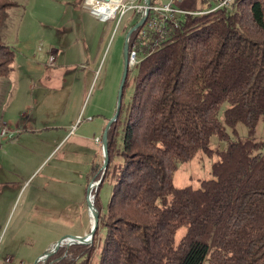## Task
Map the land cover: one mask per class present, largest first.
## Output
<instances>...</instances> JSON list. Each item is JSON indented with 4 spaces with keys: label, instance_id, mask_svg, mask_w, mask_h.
<instances>
[{
    "label": "trees",
    "instance_id": "1",
    "mask_svg": "<svg viewBox=\"0 0 264 264\" xmlns=\"http://www.w3.org/2000/svg\"><path fill=\"white\" fill-rule=\"evenodd\" d=\"M10 6L0 0V77L15 59L1 36ZM150 17L129 39L138 62L108 130L98 187L109 177L112 189L93 240L62 244L37 264H90L95 254V264H264V143L253 139L264 122V0H232L227 13L179 14L154 28ZM238 122L246 137L236 136ZM212 136L224 146L211 147ZM198 153L214 156L210 176L175 184L177 165Z\"/></svg>",
    "mask_w": 264,
    "mask_h": 264
},
{
    "label": "rangeland",
    "instance_id": "2",
    "mask_svg": "<svg viewBox=\"0 0 264 264\" xmlns=\"http://www.w3.org/2000/svg\"><path fill=\"white\" fill-rule=\"evenodd\" d=\"M6 1L11 6L1 36L14 49L15 59L9 76L0 77V264H8L6 254L12 264H31L61 235L90 230L87 186L94 172L101 175V137L116 108L124 40L142 15L144 0L113 1L114 14L102 22L85 0ZM208 1L174 0L172 7L203 13L210 7ZM134 60L123 88L121 116L132 92L137 55ZM226 131L234 137L230 128ZM235 131L238 137L247 136L242 122ZM253 139L264 143V122ZM210 146L223 147L224 141L212 136ZM213 160L198 153L180 162L174 183L209 177ZM97 187L91 193L100 213L109 201L112 180L105 178L96 192ZM102 235L98 227V243Z\"/></svg>",
    "mask_w": 264,
    "mask_h": 264
},
{
    "label": "water",
    "instance_id": "3",
    "mask_svg": "<svg viewBox=\"0 0 264 264\" xmlns=\"http://www.w3.org/2000/svg\"><path fill=\"white\" fill-rule=\"evenodd\" d=\"M95 1L98 3V2H109V1L120 2L121 0H95ZM149 9H150V0H144V10H143V13H142L140 19L128 30V32L125 36L123 54H122L123 68H122V76H121L118 91H117L116 108H115V111H114L112 117H110V119H108V121L104 127L102 137H101V147H102V155H103V163L101 166V175L97 181L92 180L89 182V184L87 186V191H86V201H87L88 212L89 213L91 212L92 216H93V222L90 225V230H89V232L84 233V234H69V233H67V234L61 235L53 243H51V245L48 248L44 249L43 252L38 254L34 258V260L31 264H37L38 262H45L46 259L51 254H53L59 248V246L62 244H65L66 246H68L72 243L87 244V243H90L92 241L94 231L98 225L99 212H98L97 208L94 206L93 201H91V195H92L91 191H92L93 187L97 186L99 184V182L102 180V178L105 174V171L107 170V167H108L109 158H108L107 134H108V130H109L110 126L118 118L120 107H121L123 88L125 85V81L127 78V73L129 71V65H130V61H129V57H128L129 37L134 30H136L137 28H139L143 25V23L146 20ZM66 238H69V240L64 241V239H66Z\"/></svg>",
    "mask_w": 264,
    "mask_h": 264
},
{
    "label": "built area",
    "instance_id": "4",
    "mask_svg": "<svg viewBox=\"0 0 264 264\" xmlns=\"http://www.w3.org/2000/svg\"><path fill=\"white\" fill-rule=\"evenodd\" d=\"M173 1L174 0H168L167 2H165L163 4H159V3L157 4L156 3V4H153L150 6L149 10L151 11V17H150L149 22H148V27L154 28L156 25H158L160 23L161 20H165V19H168V20H171L174 22L175 21V15L199 14V13H201V12H195L192 10H183V9L176 10L172 7ZM209 2L210 3L213 2V5L211 3L210 7L206 11H202L203 13L204 12H210V11H213V10H216L219 8L224 9V11L227 13V12H229V10L231 8L232 0H209ZM87 3H88V1L85 0V4L87 5L86 7L89 8L91 11L93 8L92 4H87ZM120 5H119V7H120ZM119 7H118V9H119ZM140 8H143V7L141 6ZM134 54H135L134 51H132L130 53V58H129L130 64H132L135 61L134 60V56H135ZM52 60H53V56L49 55V61H52ZM1 239H2V233H0V242H1ZM4 259L8 264H12L10 262L11 259L9 256L4 257ZM18 264H22V263H18Z\"/></svg>",
    "mask_w": 264,
    "mask_h": 264
},
{
    "label": "bare ground",
    "instance_id": "5",
    "mask_svg": "<svg viewBox=\"0 0 264 264\" xmlns=\"http://www.w3.org/2000/svg\"><path fill=\"white\" fill-rule=\"evenodd\" d=\"M91 1H92V5H93V8L91 10L93 13L92 12L91 13L95 16L97 15L96 17L99 16L100 18L99 17L98 18L102 21H105L108 18H110L114 14V11L117 7V5L115 3H113V1L102 2L99 4H96L95 0H91ZM91 1L89 3H91ZM102 16H104V18H102ZM91 201H93L92 195H91ZM89 221H90V224L93 222V216H92L91 212L89 213ZM68 240H69V238L64 239V241H68Z\"/></svg>",
    "mask_w": 264,
    "mask_h": 264
},
{
    "label": "crops",
    "instance_id": "6",
    "mask_svg": "<svg viewBox=\"0 0 264 264\" xmlns=\"http://www.w3.org/2000/svg\"><path fill=\"white\" fill-rule=\"evenodd\" d=\"M83 4H81V8H83V6H82ZM97 14V13H96ZM92 15V14H91ZM94 17H95V15H93ZM96 18V20H98V22H102V21H100V19H98L97 17H95ZM102 18H104V17H102ZM98 27V26H97ZM85 45V44H84ZM90 45V44H89ZM89 49H91V51H92V46L90 45L89 46ZM86 52V51H85ZM91 56V55H90ZM92 57V56H91ZM87 60V62H88V59H86ZM90 60L92 61L93 59L92 58H90Z\"/></svg>",
    "mask_w": 264,
    "mask_h": 264
}]
</instances>
